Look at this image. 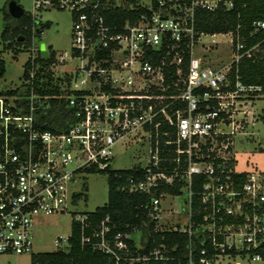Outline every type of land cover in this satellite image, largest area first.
Returning <instances> with one entry per match:
<instances>
[{"label":"built area","instance_id":"1","mask_svg":"<svg viewBox=\"0 0 264 264\" xmlns=\"http://www.w3.org/2000/svg\"><path fill=\"white\" fill-rule=\"evenodd\" d=\"M31 4L37 22V11L70 13L71 49H52L57 94L32 90L26 107L17 94H0V255L33 253L38 215L69 212L84 226L87 213L69 209L81 199L75 197L82 191L77 180L111 169L114 149L138 138L144 155L131 167L145 172L131 177L128 188L151 195L156 229L187 234L184 250L177 242L146 252L134 243L132 250L125 240L106 238L108 218L94 233V248L115 264H264V170H239L236 156L264 124V85L243 82L238 66L255 56L259 44L247 45L233 31L196 28L198 11L229 9L233 0ZM117 9L129 14L110 23ZM253 28L264 29V21H254ZM216 35L225 40H206ZM223 41L230 55L216 63L208 53ZM37 67L30 68V78ZM50 98L65 102V129H46L38 120ZM255 148L264 151V137ZM175 183L178 194L158 192ZM175 197L183 200L180 208L173 203L172 219L164 216L163 202ZM59 239L55 246L65 249L67 237Z\"/></svg>","mask_w":264,"mask_h":264},{"label":"trees","instance_id":"2","mask_svg":"<svg viewBox=\"0 0 264 264\" xmlns=\"http://www.w3.org/2000/svg\"><path fill=\"white\" fill-rule=\"evenodd\" d=\"M16 1L17 0H12ZM232 8H218L214 11L200 10L196 14V28L198 31L207 33H219L233 31L237 36L243 38L247 45L259 44L255 56L250 59H242L239 66L241 79L249 84L264 85V29L254 30V21H264V0H233ZM25 12V11H24ZM129 13L117 9L113 12L114 18L110 23H120ZM16 21L12 20L10 15L4 12V28L1 32L2 49L12 50L16 53L20 50L16 45L26 41L32 44L35 36H40L35 32L36 26L42 22H37L35 18L23 16ZM24 40V41H23ZM48 55L44 57L38 49L37 55L29 56L23 66V83L16 88H6L1 94H17L20 96V103L25 107L29 103L28 96L33 90L38 95H54L57 90L52 87L54 77L49 66L54 60V51L48 46ZM35 73L32 78L29 77V70L35 67ZM5 73V60L0 56V77ZM27 82V80H29ZM50 107L46 110L38 111V120L43 128L60 130L66 128L64 114L66 111L63 99L50 98ZM91 172H95L91 170ZM144 169L140 166L122 169H108L107 177V201L97 206L93 211L87 213V219L83 226L80 222L72 220L70 234L67 236L68 246L65 249L57 248L53 251L36 252L30 254V264H115V259L100 250L94 248L98 237L94 235L99 230L100 224L105 218L108 220L105 225L108 231L105 236L108 239L125 240L129 247L134 250V243H140L143 248L141 252L149 250L154 245L165 243L168 246L177 242L178 251L184 250V244L187 240V234L167 230L156 229V220L152 218L151 195L141 191H131L128 188V180L131 177L142 178ZM179 185L162 184L158 189L171 194L179 193ZM198 189V186H194ZM75 197L87 199L86 186ZM139 233L138 241L135 234ZM128 234L129 236H125ZM90 238L89 241L83 238ZM123 256V255H121ZM123 263V260H120Z\"/></svg>","mask_w":264,"mask_h":264},{"label":"rangeland","instance_id":"3","mask_svg":"<svg viewBox=\"0 0 264 264\" xmlns=\"http://www.w3.org/2000/svg\"><path fill=\"white\" fill-rule=\"evenodd\" d=\"M12 0H0V49H2L1 32L4 28V12L9 15V4ZM18 3L24 9L23 16H29L34 13L31 0H17ZM35 15L41 20L43 26V32L40 36H35L32 40V44H27L26 41L16 45L20 51L15 52L14 49L4 50L0 52V56L5 60V73L0 77V92L6 88H16L23 83L22 73L25 61L29 56H35L38 53L40 44L43 42L56 53H62L71 49V15L67 10H54L47 9L35 12ZM12 20L13 17L10 15ZM47 22L50 23L46 26ZM206 40L221 41L225 40V36L216 35L213 38H206ZM229 49L224 43L216 44L208 53L209 58H212L216 63L225 62L229 58ZM1 94V93H0ZM259 105H264V101H260ZM260 136H256L254 141L246 142L244 147H238L237 168L239 170L250 169L251 167H257L260 170H264V151L256 149L257 143L261 137H264V124H259ZM142 155H144V143L140 140H133L127 144L126 148L122 145H118L114 149V158L111 163L112 169H122L131 167L140 162ZM107 177L106 171L97 170L91 172L79 178L75 188L79 191L86 186L87 199L81 198L78 200L75 206H71L70 210H76L78 212L93 211L97 206L103 205L107 201ZM182 197H175L172 201L163 202V214L164 216H171L175 219V212L172 214L170 211L175 208H180L182 204ZM174 217V218H173ZM168 220V219H166ZM72 222V214L64 212L53 215H38L35 218L32 235L34 253L53 251L57 249L54 244V240L57 238L62 243H65V238L70 234ZM136 241H138L140 234L136 233ZM30 254H13V255H0V264H30Z\"/></svg>","mask_w":264,"mask_h":264},{"label":"water","instance_id":"4","mask_svg":"<svg viewBox=\"0 0 264 264\" xmlns=\"http://www.w3.org/2000/svg\"><path fill=\"white\" fill-rule=\"evenodd\" d=\"M8 9L13 19L19 18L24 13V9L22 8V6L16 1H11ZM49 24L50 23L47 22L46 26H48ZM39 49L44 57L48 55L47 46L45 45V43L42 42L39 46Z\"/></svg>","mask_w":264,"mask_h":264},{"label":"flooded vegetation","instance_id":"5","mask_svg":"<svg viewBox=\"0 0 264 264\" xmlns=\"http://www.w3.org/2000/svg\"><path fill=\"white\" fill-rule=\"evenodd\" d=\"M34 30L39 33V35L43 32V28H41V26H36Z\"/></svg>","mask_w":264,"mask_h":264},{"label":"crops","instance_id":"6","mask_svg":"<svg viewBox=\"0 0 264 264\" xmlns=\"http://www.w3.org/2000/svg\"><path fill=\"white\" fill-rule=\"evenodd\" d=\"M17 2H18V1H17ZM49 25H50V24H49ZM49 25H48V26H49Z\"/></svg>","mask_w":264,"mask_h":264}]
</instances>
